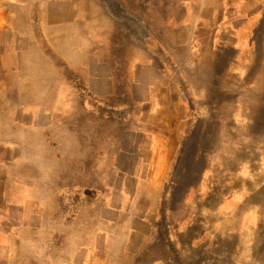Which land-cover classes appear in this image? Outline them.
I'll list each match as a JSON object with an SVG mask.
<instances>
[{"label":"rangeland","instance_id":"1","mask_svg":"<svg viewBox=\"0 0 264 264\" xmlns=\"http://www.w3.org/2000/svg\"><path fill=\"white\" fill-rule=\"evenodd\" d=\"M30 1L0 0V264H264V0H95L55 74Z\"/></svg>","mask_w":264,"mask_h":264},{"label":"crops","instance_id":"2","mask_svg":"<svg viewBox=\"0 0 264 264\" xmlns=\"http://www.w3.org/2000/svg\"><path fill=\"white\" fill-rule=\"evenodd\" d=\"M30 7L40 13H61L56 23H47V32L41 35L39 42L35 41V45L23 51L27 60L35 62L39 69L56 73L53 60L41 48V40L45 39L68 67L78 69L83 66L85 53L97 47L104 39L102 34L105 33L107 22L95 0H31ZM23 28L19 26L10 30L17 33ZM28 54L33 60L28 58Z\"/></svg>","mask_w":264,"mask_h":264},{"label":"bare ground","instance_id":"3","mask_svg":"<svg viewBox=\"0 0 264 264\" xmlns=\"http://www.w3.org/2000/svg\"><path fill=\"white\" fill-rule=\"evenodd\" d=\"M257 118H259L261 120V122L258 123V125L264 127V125H263L264 124V118L262 119L261 118V115H258ZM260 192L261 193H264V187L260 190ZM258 216L261 217V218H263V220H264V203L263 202L260 204V207L258 208ZM261 225H262V222H261ZM259 228H260V226L257 225L256 232L259 231ZM254 234L256 235L255 231L254 230H250L249 233H248V235L246 234V236H248V237H246L244 239L245 244H240L239 245V251L240 252H243L245 256H246L245 253H248L249 251L250 252H254L256 250V245L258 246L262 242V237H256L255 236L256 237L255 238V242L248 244V242L250 241V239H249L250 236L251 235H254ZM229 250L231 251V246H229Z\"/></svg>","mask_w":264,"mask_h":264}]
</instances>
